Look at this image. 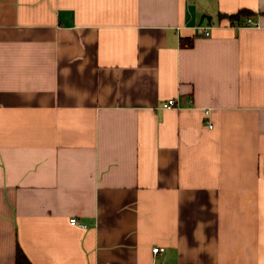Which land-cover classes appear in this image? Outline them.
I'll return each instance as SVG.
<instances>
[{"label": "crops", "instance_id": "1", "mask_svg": "<svg viewBox=\"0 0 264 264\" xmlns=\"http://www.w3.org/2000/svg\"><path fill=\"white\" fill-rule=\"evenodd\" d=\"M19 249L264 264V0H0V264Z\"/></svg>", "mask_w": 264, "mask_h": 264}, {"label": "built area", "instance_id": "2", "mask_svg": "<svg viewBox=\"0 0 264 264\" xmlns=\"http://www.w3.org/2000/svg\"><path fill=\"white\" fill-rule=\"evenodd\" d=\"M247 23L248 25H251V26H258L259 24L254 21L252 18L248 17L247 19ZM202 33L204 35H210V30H209V27H202ZM164 109H171V108H178L179 105H178V102L176 99H169L167 101H165V103L163 104L162 106ZM210 126H212L211 124H209ZM70 222L71 224L73 225H81V223H79L78 219L76 217H72L70 219ZM159 250L158 247L154 248V252H157Z\"/></svg>", "mask_w": 264, "mask_h": 264}, {"label": "trees", "instance_id": "3", "mask_svg": "<svg viewBox=\"0 0 264 264\" xmlns=\"http://www.w3.org/2000/svg\"><path fill=\"white\" fill-rule=\"evenodd\" d=\"M250 14L251 13L246 11V10H241L239 13H237L235 15H227L226 17L232 23H234L235 21L239 20L241 18V16L250 15ZM188 44L191 45L192 42H189ZM17 264H30V262L28 261L27 257L25 256V254L23 253V251L21 249H19L17 252Z\"/></svg>", "mask_w": 264, "mask_h": 264}, {"label": "water", "instance_id": "4", "mask_svg": "<svg viewBox=\"0 0 264 264\" xmlns=\"http://www.w3.org/2000/svg\"><path fill=\"white\" fill-rule=\"evenodd\" d=\"M207 15H203L202 19H201V23L203 22L204 18L206 17ZM208 19H210V17L208 16Z\"/></svg>", "mask_w": 264, "mask_h": 264}]
</instances>
